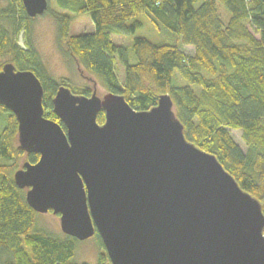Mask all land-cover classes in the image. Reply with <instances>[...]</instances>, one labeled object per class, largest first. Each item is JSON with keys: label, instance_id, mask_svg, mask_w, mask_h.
Segmentation results:
<instances>
[{"label": "water", "instance_id": "water-1", "mask_svg": "<svg viewBox=\"0 0 264 264\" xmlns=\"http://www.w3.org/2000/svg\"><path fill=\"white\" fill-rule=\"evenodd\" d=\"M21 2L31 18L48 8ZM43 95L33 71L3 64L0 105L20 148L39 155L13 174L31 209L59 215L77 240L98 234L110 264H264L261 203L185 138L168 93L141 111L60 85L51 105L63 126L44 116Z\"/></svg>", "mask_w": 264, "mask_h": 264}, {"label": "trees", "instance_id": "trees-1", "mask_svg": "<svg viewBox=\"0 0 264 264\" xmlns=\"http://www.w3.org/2000/svg\"><path fill=\"white\" fill-rule=\"evenodd\" d=\"M52 3L63 10L53 11L57 42L66 46L82 72L96 76L107 91L121 94L136 110L150 109L159 95L168 93L185 138L215 155L238 185L259 200L264 214V0H48L46 12ZM76 14H88L95 30L69 35ZM142 17L163 40L135 36L130 50L112 41V33L132 34L141 27ZM34 18L21 0H0V57L7 55L16 69L34 72L44 89V116L62 125L51 105L57 88L65 85L86 96L92 90L47 72L31 40ZM20 33L24 47L17 43ZM117 60L124 67L122 83L115 72ZM4 112L0 264H78L74 254L79 240L37 228L38 213L28 206L25 189L14 183L24 151L17 143L15 116L0 105V115ZM97 122H104L103 111ZM230 130L241 131L244 150ZM38 157L26 153L30 163ZM95 235L102 250L98 264H105L108 257Z\"/></svg>", "mask_w": 264, "mask_h": 264}, {"label": "rangeland", "instance_id": "rangeland-1", "mask_svg": "<svg viewBox=\"0 0 264 264\" xmlns=\"http://www.w3.org/2000/svg\"><path fill=\"white\" fill-rule=\"evenodd\" d=\"M50 8V12L43 13L42 15L36 16L34 18L33 32L31 34L33 46L37 50L44 67L46 68L47 72L57 80L62 78L68 79L74 87L89 86L92 91L95 88L96 94L99 97H102L108 91L102 85L101 80L84 70L81 72V68L78 66L77 62L74 61V59L70 57L69 54H67L66 46L64 44L59 45L57 42V32L55 21L53 19V13L55 11L63 10H60L53 3L50 4ZM219 9L222 12L225 11L222 6H220ZM139 20L142 22L141 27L137 28L132 34L112 33V41L117 44H122L130 50L133 37L135 36L145 37L152 42H159L164 39L163 35H160L156 32V30L153 29V26L148 21V19L142 17L139 18ZM94 30L95 25L88 14L72 15L69 27V35L88 33L93 32ZM17 43L24 47V38L22 33H20ZM183 49L186 50L187 53L192 52V48L189 46H185ZM9 61L10 57L7 55L0 57L1 66ZM131 61L134 62L135 60L132 59ZM115 72L119 81L122 83L124 80V67L119 60L115 62ZM181 84H186V82L182 81ZM3 114L4 116L0 115V130L6 122L5 115H7V113L4 112ZM230 133L232 134L236 143L244 150L245 145L240 138L241 131L230 130ZM25 161L26 153L24 152V154L20 156L17 161V168H21ZM35 222V226L37 228L45 230L46 232L55 236L63 238L64 235H66L60 229L59 215L53 214L51 211L38 213ZM100 251L102 250L100 249L96 235L84 240H79L74 254V261L78 264H98ZM105 264H110L108 259Z\"/></svg>", "mask_w": 264, "mask_h": 264}]
</instances>
